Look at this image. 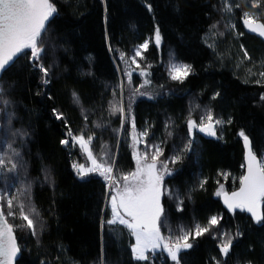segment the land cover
Returning <instances> with one entry per match:
<instances>
[{"label":"trees","instance_id":"1","mask_svg":"<svg viewBox=\"0 0 264 264\" xmlns=\"http://www.w3.org/2000/svg\"><path fill=\"white\" fill-rule=\"evenodd\" d=\"M50 1L58 13L44 37L42 62L50 68L49 83L42 82V73L29 66L27 57L14 61L0 78V156L7 162V166H0V192L17 193L30 184L31 202L39 213L35 218L36 236L26 228H16L26 223L18 215L15 220L7 218L21 249L15 264H174L163 249L147 253V261L136 260L126 226L106 223L111 219L107 181L98 174H91L85 181L78 178L74 161L85 166L89 162L79 146L60 143L69 126L74 134L81 130L86 136L95 133L92 152L101 163L107 159H101L104 153L115 157L116 178L134 168L132 136L148 129L149 135L143 139L148 144H160L163 154L159 161H168L175 169L163 180L174 194L171 198L161 196L167 215V224L161 227L163 236L169 235L170 229L178 235V226L207 225L213 215L221 218L213 230L216 238L213 234L197 238L192 249L181 252V264H264V223L257 224L246 211L226 210L216 195L221 183L229 191L236 189L243 173L240 129L249 136L255 153L264 157V79L261 83L242 79L230 66L215 62L203 39L213 24L218 34L224 33L219 37L226 34L222 0H106L107 13L105 0ZM251 4L252 0H245L235 12L239 15L259 10L258 19L264 23V0L255 8ZM156 24L162 35L161 45L150 43L141 61L142 68L151 65L152 83L140 88L149 95H137L130 102L126 65L119 53L131 56L135 46L151 39ZM247 36L251 43L259 40L264 44L255 35ZM109 44L115 51L109 50ZM170 57L194 69L183 84L169 79ZM131 67L135 69V65ZM138 78L133 71L132 80ZM122 81L124 107L127 110L131 103L135 132L131 120L122 127L120 114L109 112V102L120 99L118 86ZM217 92L220 95L213 99ZM73 93L79 103L74 102ZM54 108L64 113L67 125L53 117ZM206 109H211L215 117L231 118V124L217 128L218 135L222 131V139L194 129V150L171 164L169 157L188 138L186 121L190 112L199 122ZM144 147L141 143L137 149L143 153ZM11 163L23 167L9 171ZM232 175L236 177L234 187ZM204 180L207 182L200 188ZM177 195L183 200V211L179 212ZM262 206L264 213V203ZM220 230L234 237L227 256H222L218 247ZM237 232L241 235L236 236Z\"/></svg>","mask_w":264,"mask_h":264},{"label":"snow or ice","instance_id":"2","mask_svg":"<svg viewBox=\"0 0 264 264\" xmlns=\"http://www.w3.org/2000/svg\"><path fill=\"white\" fill-rule=\"evenodd\" d=\"M259 5L260 0H252L251 6L253 8ZM236 7L239 8V4ZM147 9L151 12L152 6L148 4ZM222 10L232 12L233 8L228 0H225ZM57 13L56 6L50 0H0V78L9 70L14 61L18 58L27 57L29 66L36 68L42 73V82L44 84L49 83L47 77L49 76L50 68L45 67L42 62V55L45 51L44 37L48 32L49 25L55 20ZM105 13H107L106 0ZM240 19L247 30L264 36V23H258L248 12H243ZM104 21L107 24V14L104 16ZM227 27L235 29L234 24L227 25ZM211 28L215 29L216 24H213ZM213 35H216V33H213ZM219 35L223 36L224 33L220 32ZM238 35L242 36L243 33H238ZM105 38L106 40L108 39L107 29H105ZM161 42L162 35L159 25L156 24L151 39H145L143 43L135 46L131 56L124 52L119 53L120 60L126 65L124 75L127 78L126 82L129 87L131 86L133 71H137L141 76L145 77L139 87L131 90L130 102L137 95H149L147 92H141L140 88L152 83L149 71L151 65L142 68L141 61L144 60V53L149 49L150 43L159 47ZM241 49H243V45H241ZM109 50L115 51L110 44ZM244 58L250 60L246 50H244ZM132 65H135L134 70L131 67ZM167 71L170 80L183 84L193 74L194 69L192 65L178 62L170 57ZM249 71L251 72V70ZM259 76L264 78V71H261ZM124 83L122 81L118 86L121 89L120 99L115 102H109V112L111 115L120 114L122 127L131 120L132 129L135 132V119L131 115V103L129 102L127 110L123 103ZM256 83H261V80H256ZM160 87L163 88L164 86L161 85ZM113 95H116V89H113ZM219 95L220 93L217 92L212 98L215 99ZM261 99L264 100V96H261ZM73 100L79 103V97L76 93H73ZM196 107L198 108L199 105ZM52 113L56 120H63L67 125L63 112L54 108ZM84 119L87 121V115L84 116ZM186 123L188 138L183 143L182 148L169 157V161L173 165L178 161H182L184 156L194 150V129L210 137L222 139V131L218 135L217 128L222 129L223 126L231 124L232 120L230 117L227 120L215 117L211 109H206L199 117V123L191 118V112ZM96 126L100 127L98 124ZM165 127L167 128L169 125L166 124ZM116 131L119 132L120 130ZM168 134L171 135L172 133L169 132ZM148 135L149 132L146 128L144 131L132 136L133 154L137 166L135 171L122 177V188L121 181L117 180L116 176L113 175L115 157L104 153L101 159H105V157L107 159L104 163H100L93 155L90 145L95 133L87 134L86 138L83 130L78 134H74L69 126L65 138L60 143L66 147L79 146L84 153H87V158L91 161L90 166L85 167L84 164H73V168L80 180L85 181L91 174H98L109 182V191L106 195L111 206L113 218L107 220L106 223L112 225L118 221L119 224L126 225L131 230L136 241L131 246L134 258L138 261H147L149 257L146 253L155 252L156 249L163 248L174 264H181V252L192 249L197 238L205 234H213V238H216L213 230L220 224L221 218L213 215L208 219L207 225L203 226L199 223H196L191 228L178 226V235H173L170 229L167 239L161 234V227L167 224V215L161 204V196L167 195L171 198L174 195L163 184V180L166 175H171L175 169L169 167L168 161H159V157L163 154L162 147L160 144H148L143 139L148 137ZM238 135L243 139L247 150L246 165H242V167H246V173L239 177L240 186L238 190L229 193L224 191L223 185H221L216 195L223 197V202L230 211H235L236 209L247 211L251 214L254 222L261 224L264 223V213L259 210L261 204L264 203V159H258L253 153L250 138L244 129H240ZM141 143L145 145L143 154L137 150V146ZM9 147L11 148V145ZM12 151L15 153V157H19V153L15 149H12ZM11 159L10 157L8 162ZM158 162L159 168L157 166ZM0 166H7L4 156H0ZM18 167H23V165L21 163H11L8 170L15 171ZM206 182V180L201 181L199 187L203 188ZM30 193V184L19 189L17 193L0 192V264H13V261L18 257V253L21 252L13 235V225L8 223V217H12L15 220L18 215L19 219L26 223L17 224L16 228H26L31 235H38V221L35 218L39 216V213L31 202ZM175 198L177 202L176 210L178 212L183 211V200L178 195ZM104 223L105 221L102 220V227ZM235 235L239 236L241 233L237 232ZM219 239L221 240L218 245L220 252L222 256H227L230 253L234 237L231 233L220 232ZM41 264H43V261H41Z\"/></svg>","mask_w":264,"mask_h":264},{"label":"rangeland","instance_id":"3","mask_svg":"<svg viewBox=\"0 0 264 264\" xmlns=\"http://www.w3.org/2000/svg\"><path fill=\"white\" fill-rule=\"evenodd\" d=\"M222 2H223V6H224L225 0H222ZM228 2L232 5L233 10H232V12H225L224 11V20H225V28H226L225 36L223 38H221V37H219V34L215 29H211L204 35L203 39H204L205 43L210 47V49L213 53V59L215 60V62H217L219 64L230 66V68H232V71L235 72L237 75H239L242 79H245V80H262L264 78H261L259 76V73L261 71H264V49L262 48V46L264 47V44L261 43L259 40L254 41V43L250 42L251 39H249V37L247 36L248 33L245 32L239 25L240 24V22H239L240 17L242 14L238 15L235 12L236 5L239 4V6H240L243 2H245V0H228ZM248 13L254 19H258V17L260 16L259 10L258 11L250 10ZM232 24L235 25L234 30L227 27V25H232ZM213 33H216V35H213ZM238 33H243V35L240 36V35H238ZM252 44H254V45H252ZM241 45H243V49H241ZM244 50L247 51L248 56L250 57V60L244 58ZM254 53H255V55H254ZM249 70H251V72ZM136 73L139 76V78L137 80H135V82L132 80L131 86L129 87L130 95H131V90L139 87L145 79V77L141 76L139 74V72L136 71ZM224 120H227V119H224ZM197 123H199V122H197ZM0 127H1V124H0ZM86 138H87V136H86ZM84 154H86V156H87V153H84ZM141 154H143V153H141ZM259 158L264 159V157H260V156H259ZM87 160H88V158H87ZM88 162H89V164L85 167L90 166L91 161L88 160ZM74 163L81 164L78 161H75ZM223 174H228V173H223ZM223 176L226 178L228 175H223ZM241 176H242V174L239 177H241ZM239 177H238L237 187L239 185ZM235 179H236V177L233 175L230 178V182H231L232 187H234L233 184H234ZM117 180L121 181L122 178L117 179ZM108 183L109 182L107 181V192L109 191ZM121 183L123 184V181ZM221 185H223L224 191H229L226 189V187L223 183L219 184L217 191L220 189ZM107 203H108V197H107ZM108 206L110 208L111 219H112L113 216H112L111 206L109 203H108ZM126 228L128 229V232H129V235L131 238V246H132L136 242L135 236L132 234L131 230L127 226H126ZM220 232H223V231L220 230ZM164 237L167 239L169 237V235H165ZM18 247H19V245H18ZM160 249H163V248L156 249L155 252L160 250Z\"/></svg>","mask_w":264,"mask_h":264},{"label":"water","instance_id":"4","mask_svg":"<svg viewBox=\"0 0 264 264\" xmlns=\"http://www.w3.org/2000/svg\"><path fill=\"white\" fill-rule=\"evenodd\" d=\"M50 2H51V1H50ZM255 20H256L258 23H263V21H261L260 19H255ZM240 23H241V26H242V28H243V30H244L245 32H247L248 34H251V35H255V36L261 38L262 40H264V36H260L258 33H254V32H251V31L247 30V29L244 27V25H243L241 19H240ZM196 131H197V130H196ZM198 132H199V131H198ZM199 133H201V132H199ZM201 134L204 135V136H208V135H206L205 133H201ZM242 142H243V139H242ZM251 148H252V146H251ZM246 151H247V150H246L245 145H244V143H243V164H242V165H246ZM252 151H253V153L257 156V158L260 159V158H259V155L255 153V151L253 150V148H252ZM245 173H246V167H243V173H242V175H244ZM239 186H240V184L238 185V187H237L236 189H234V190H232V191H236V190H238ZM232 191H226V192L231 193ZM220 200H221V202H222L224 208H225L226 210L230 211V210L226 207V205L224 204V202H223V197H222V196H220ZM259 210L263 213V211H262V204H261ZM230 212H231V211H230ZM246 212H247V211H246ZM247 213H248V212H247ZM248 214L251 216L250 213H248ZM251 218H252V216H251ZM252 219H253V218H252ZM8 223H9V221H8ZM9 224H10V223H9ZM13 235L15 236L14 230H13ZM15 239H16V236H15ZM16 244H17V239H16ZM17 246H18V244H17ZM19 254H20V253H18V256H19ZM17 258H18V257H17ZM15 261H16V260L13 261V264H15Z\"/></svg>","mask_w":264,"mask_h":264},{"label":"flooded vegetation","instance_id":"5","mask_svg":"<svg viewBox=\"0 0 264 264\" xmlns=\"http://www.w3.org/2000/svg\"><path fill=\"white\" fill-rule=\"evenodd\" d=\"M133 158H134V161H135V166H134V168L130 171V172H128V173H131V172H133V171H135V169H136V159H135V157H134V155H133ZM127 173V174H128ZM124 175H126V174H123V175H121V176H119L118 178H116V179H120V178H122ZM121 182H122V180H121ZM122 183H121V188H122Z\"/></svg>","mask_w":264,"mask_h":264},{"label":"bare ground","instance_id":"6","mask_svg":"<svg viewBox=\"0 0 264 264\" xmlns=\"http://www.w3.org/2000/svg\"><path fill=\"white\" fill-rule=\"evenodd\" d=\"M75 162V161H74Z\"/></svg>","mask_w":264,"mask_h":264}]
</instances>
